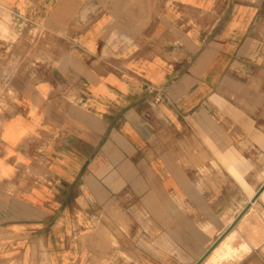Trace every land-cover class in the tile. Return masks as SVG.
Segmentation results:
<instances>
[{"label": "crops", "instance_id": "0c3cea01", "mask_svg": "<svg viewBox=\"0 0 264 264\" xmlns=\"http://www.w3.org/2000/svg\"><path fill=\"white\" fill-rule=\"evenodd\" d=\"M2 13L0 264H264V0Z\"/></svg>", "mask_w": 264, "mask_h": 264}, {"label": "rangeland", "instance_id": "374dc122", "mask_svg": "<svg viewBox=\"0 0 264 264\" xmlns=\"http://www.w3.org/2000/svg\"><path fill=\"white\" fill-rule=\"evenodd\" d=\"M4 24V25H3ZM6 25V26H5ZM18 31L14 30L9 24V18L5 14L0 15V43L8 45V54L18 53L20 50L21 35L17 33ZM37 34V29H32L30 31V36H35ZM0 47H2L0 45ZM3 49V48H1ZM0 80H3V74L0 73ZM238 247L234 243V237L232 236L229 239H226L216 250L215 256L224 255L230 250H234Z\"/></svg>", "mask_w": 264, "mask_h": 264}, {"label": "water", "instance_id": "95a60500", "mask_svg": "<svg viewBox=\"0 0 264 264\" xmlns=\"http://www.w3.org/2000/svg\"><path fill=\"white\" fill-rule=\"evenodd\" d=\"M255 199V198H253ZM248 207L246 206L242 212L235 218V220L232 222L228 228L213 242V244L206 250V252L201 256V258L195 263V264H200L210 253L211 251L220 243V241L229 233V231L232 229L234 224L237 222V220L241 217V215L245 212V210Z\"/></svg>", "mask_w": 264, "mask_h": 264}, {"label": "built area", "instance_id": "2783aa9c", "mask_svg": "<svg viewBox=\"0 0 264 264\" xmlns=\"http://www.w3.org/2000/svg\"><path fill=\"white\" fill-rule=\"evenodd\" d=\"M160 99H161L160 96H155L154 97V102H158Z\"/></svg>", "mask_w": 264, "mask_h": 264}]
</instances>
